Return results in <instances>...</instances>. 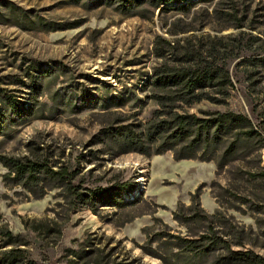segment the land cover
<instances>
[{
  "label": "trees",
  "instance_id": "trees-1",
  "mask_svg": "<svg viewBox=\"0 0 264 264\" xmlns=\"http://www.w3.org/2000/svg\"><path fill=\"white\" fill-rule=\"evenodd\" d=\"M81 1L70 0L75 5ZM5 3L9 13L0 11V23L26 27L27 10L10 1ZM84 6H107L121 15L146 20H154L160 9L159 19L165 32L156 34L153 42L157 61L142 81L145 98L133 89L129 97L111 95L92 104L103 108L94 113L102 124L87 144V161L96 163L103 154L113 157L137 151L150 156L171 150L176 159L199 158L217 164V177L211 186L218 207L209 211L203 206L199 186L190 203L180 201L173 211L180 228L163 222L154 230L145 228L150 235L143 246L145 251L163 264H264V254L257 250L264 247V114L258 115L260 120L256 122L249 113L233 109L190 110L202 100L227 103L236 86L230 58L239 56V49L249 45L251 48L253 41L262 42L264 49V41L252 33L244 44L245 31L226 36L191 32L204 29L209 24L207 18L220 23L219 31H256L258 26L250 19L248 5H241L239 0H87ZM244 62L264 70V54L244 56L239 63ZM20 67L19 83L24 87L18 89L27 93L30 100L24 103L7 88H1L0 137L8 133L9 127L26 123L35 114L43 93L42 77L54 69L36 63ZM134 96L137 104L144 100L156 103L146 120L138 116L139 111L122 110ZM72 152L71 149L66 156L65 145L38 135L26 143L24 154L6 152L0 145V163L6 168L3 179L10 187L20 186L28 197L42 198L56 190V216L79 206L96 213L105 207L119 211L139 201L124 196L135 189L133 179L116 177L106 184H88L81 164L86 152L75 157ZM224 172L228 177L226 184L219 179ZM231 210L250 214L255 223L240 220ZM129 220L124 219L121 224ZM0 235L4 246H8L0 250V264H26V248L22 246L26 241L22 235L7 226L0 227ZM70 251L74 255L70 264H132L112 260L110 252L103 254L89 239Z\"/></svg>",
  "mask_w": 264,
  "mask_h": 264
},
{
  "label": "rangeland",
  "instance_id": "rangeland-1",
  "mask_svg": "<svg viewBox=\"0 0 264 264\" xmlns=\"http://www.w3.org/2000/svg\"><path fill=\"white\" fill-rule=\"evenodd\" d=\"M8 1L27 10L28 23L26 27L0 23V93L5 87L28 103L27 93L18 89L24 87L19 83L20 64L36 63L54 69L42 77L43 93L35 114L26 123L8 128V133L0 137L1 149L24 154L26 143L34 135L46 141L57 140L66 146V156L71 149L73 157L86 152L81 164L88 184H106L116 177L130 178L135 182V189L124 196L127 200L136 197L139 201L119 211L105 207L96 213L87 206H79L56 216L53 209L56 190L42 198L28 197L20 186L10 187L4 181L2 174L6 168L0 163V227L7 226L22 235L26 241L22 245L26 248L23 255L26 264L31 260L33 264H70L74 258L70 249L78 248L88 239L103 254L110 252L112 260L163 264L145 251L143 246L150 237L145 228L154 230L163 226L162 222L180 228L173 211L180 201L190 203L199 186H202L203 206L214 211L219 205L211 186L217 177L216 162L176 159L171 150L150 156L137 151L113 157L103 154L102 158L97 157L96 163L86 159L90 154L87 144L102 124L94 113L103 108L92 104L97 100L101 103L111 95L129 97L133 89L145 98L142 81L157 61L152 52L153 42L156 34L165 33L158 11L154 20H146L121 15L107 6L87 9L84 6L87 0L77 5L70 0H0L1 12L9 13L5 5ZM239 1L241 5H248L250 19L258 26L256 31L250 28L219 31L220 23L207 18L209 24L204 29L191 33L226 36L245 31L244 44L251 33L264 41V0ZM11 21L15 20L11 18ZM246 47L239 49V56L230 58L236 86L228 102L202 100L191 111L233 109L247 112L259 122L258 115L264 114V70L239 62L247 55L264 54V49L260 41H253L251 48ZM156 107L152 100L137 104L134 96L122 110L139 111L138 116L146 120ZM219 179L226 184L227 174L222 173ZM231 212L248 224L255 223L250 214ZM124 219L130 220L122 225ZM43 228L46 231L39 230ZM6 247L0 235V250ZM257 250L264 254V247Z\"/></svg>",
  "mask_w": 264,
  "mask_h": 264
},
{
  "label": "water",
  "instance_id": "water-1",
  "mask_svg": "<svg viewBox=\"0 0 264 264\" xmlns=\"http://www.w3.org/2000/svg\"><path fill=\"white\" fill-rule=\"evenodd\" d=\"M158 13H160V10H158Z\"/></svg>",
  "mask_w": 264,
  "mask_h": 264
}]
</instances>
